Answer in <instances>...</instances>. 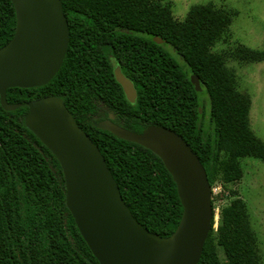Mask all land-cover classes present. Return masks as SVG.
Segmentation results:
<instances>
[{"label":"trees","instance_id":"obj_1","mask_svg":"<svg viewBox=\"0 0 264 264\" xmlns=\"http://www.w3.org/2000/svg\"><path fill=\"white\" fill-rule=\"evenodd\" d=\"M61 3L70 42L60 71L42 88L8 90L7 103L22 108L5 112L0 107V264H99L65 206L58 162L24 127L25 105L35 100L62 99L103 156L133 218L161 238L174 233L182 215L172 178L148 150L98 129L102 120L136 134L150 126L173 131L199 158L211 187L216 180L224 186L239 181L243 158L264 162V143L250 126V99L238 91L222 57L210 53L228 33L230 13L194 6L179 22L165 0ZM15 27L11 2L0 0V49ZM98 48H152L154 64L133 71L138 79L134 104L126 100L112 68L101 65ZM164 48H172L186 64L178 65ZM237 54L249 61L260 57L245 48ZM191 77L199 80L201 94ZM212 226L199 264H260L241 198L223 207L216 230L214 221Z\"/></svg>","mask_w":264,"mask_h":264},{"label":"water","instance_id":"obj_2","mask_svg":"<svg viewBox=\"0 0 264 264\" xmlns=\"http://www.w3.org/2000/svg\"><path fill=\"white\" fill-rule=\"evenodd\" d=\"M9 1L16 27L10 42L0 49V107L14 112L23 105L8 104L6 92L50 83L63 65L70 36L61 0ZM115 78L133 103L132 84L118 70ZM190 81L201 94L199 80L191 77ZM25 106L24 127L58 162L64 178L65 206L99 264H199L215 220L212 189L199 158L181 137L157 126L136 134L109 120L97 125L117 139L151 152L171 176L182 215L174 233L161 238L133 218L103 156L78 127L62 99L46 97Z\"/></svg>","mask_w":264,"mask_h":264},{"label":"rangeland","instance_id":"obj_3","mask_svg":"<svg viewBox=\"0 0 264 264\" xmlns=\"http://www.w3.org/2000/svg\"><path fill=\"white\" fill-rule=\"evenodd\" d=\"M172 4L176 21H183L191 7L212 6L232 15L228 33L211 48L220 55L228 70L235 74L237 89L251 102L249 121L257 138L264 143V0H165ZM244 47L258 53L257 61L244 60L236 52ZM242 177L232 184L216 180L212 189L214 230L218 226L220 210L233 198H241L247 207L251 229L257 239L264 264V162L254 158L240 160ZM220 260L223 256L218 249Z\"/></svg>","mask_w":264,"mask_h":264},{"label":"flooded vegetation","instance_id":"obj_4","mask_svg":"<svg viewBox=\"0 0 264 264\" xmlns=\"http://www.w3.org/2000/svg\"><path fill=\"white\" fill-rule=\"evenodd\" d=\"M164 49L166 52H168L171 55V57L178 63V65L184 66L186 64L184 57L178 54L172 48H164ZM98 58L103 68H107V67L112 68L113 77L115 81H116L115 73L118 70L120 74L132 84L133 89L135 91V99L134 102L132 103L134 104L137 99V88L135 85L138 83V79L136 78L135 73L133 74V71L135 69V66L140 67L144 64L146 66H150L154 64V56H153L152 48H98ZM120 88L122 90L121 86ZM199 113H201L200 109H199ZM102 121H106V120H102ZM111 122L113 123L112 120Z\"/></svg>","mask_w":264,"mask_h":264}]
</instances>
